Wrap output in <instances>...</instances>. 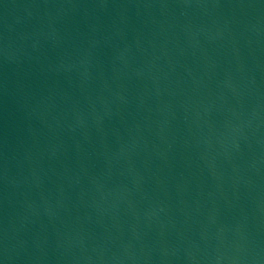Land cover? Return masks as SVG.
Masks as SVG:
<instances>
[{
    "label": "water",
    "instance_id": "water-1",
    "mask_svg": "<svg viewBox=\"0 0 264 264\" xmlns=\"http://www.w3.org/2000/svg\"><path fill=\"white\" fill-rule=\"evenodd\" d=\"M0 264H264V0H0Z\"/></svg>",
    "mask_w": 264,
    "mask_h": 264
}]
</instances>
